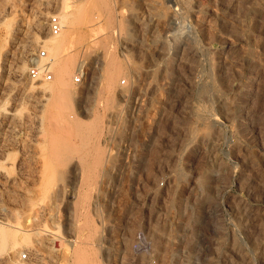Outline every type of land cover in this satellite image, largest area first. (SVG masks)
Returning <instances> with one entry per match:
<instances>
[{
    "label": "rangeland",
    "instance_id": "1",
    "mask_svg": "<svg viewBox=\"0 0 264 264\" xmlns=\"http://www.w3.org/2000/svg\"><path fill=\"white\" fill-rule=\"evenodd\" d=\"M49 57L71 67L65 90ZM2 148L34 172L30 202L0 222L4 264L29 262L20 238L47 264H264V231L249 238L241 218H264V0H0Z\"/></svg>",
    "mask_w": 264,
    "mask_h": 264
},
{
    "label": "bare ground",
    "instance_id": "2",
    "mask_svg": "<svg viewBox=\"0 0 264 264\" xmlns=\"http://www.w3.org/2000/svg\"><path fill=\"white\" fill-rule=\"evenodd\" d=\"M61 2H62V6H63V8L64 9H68V8H70L75 2H76V0H61ZM254 4V3H253ZM42 15H43V12L42 11H39L38 12V15H37V17H38V20L36 21V23H35V27L36 28H41V24H40V18L42 17ZM62 19V18H61ZM59 25H60V27L62 28V30L64 31V29L63 28H66V24H64V21L63 20H61L60 22H59ZM68 27V26H67ZM28 27H26L25 25H24V22H22V21H18V22H16L14 25H13V27H12V30L10 31V32H8V33H10L9 34V39H7L8 40V49L7 50H9V49H13L16 45L17 46H19L18 45V39H19V36H21V38H22V36H24V33H25V31H26V29H27ZM62 31V33H64ZM8 37V36H7ZM33 43V42H32ZM31 41L30 40H28V39H26L25 40V42H24V47L23 46H20V52H19V55L21 56V57H26V58H29V53H30V48H31ZM64 43V41H62V40H59V39H53L52 41H50V48L48 47L47 49H48V52H50V53H53L54 54V52H56V51H60V47L62 46V45H66V44H63ZM31 45V46H30ZM66 47V46H65ZM65 47H64V49H65ZM62 48V47H61ZM18 49H19V47H18ZM58 49V50H57ZM63 49V48H62ZM11 51V50H10ZM58 51V52H59ZM63 51V50H62ZM6 52L7 51H5L4 52V55H3V57H4V60H6ZM52 55V54H51ZM55 55V54H54ZM53 56V55H52ZM51 56V57H52ZM51 57H49L48 59H45V62L48 64V67L51 69H49L50 71H52V73L55 75V78H56V81H55V83H54V85H55V87H58L59 89H61V90H65L66 88H67V86H68V84H69V80H70V74H71V72H70V68L71 67H68V66H66L65 64L64 65H59L57 68H56V66L58 65L57 63L55 64V62L53 61V60H51L52 58ZM29 61L31 62V64L33 65L34 63H35V58H31V59H29ZM42 63V62H41ZM110 63H112V62H110ZM113 64V63H112ZM108 66H110V64L108 65ZM18 65H16L15 66V69H18ZM111 68H113L112 66L109 68L108 67V74L106 75L107 76V78H106V82L108 83V84H111L112 83V81H113V79H114V75L110 72V70L109 69H111ZM14 69V70H15ZM19 69H20V67H19ZM19 69H18V71L17 70H15L16 72H18L19 74H20V71H19ZM114 69V68H113ZM111 71H112V69H111ZM113 71H115V70H113ZM23 74V73H22ZM105 76V77H106ZM43 81V80H42ZM45 82V81H44ZM52 85H53V83H52ZM53 85V86H54ZM107 87H109V85L107 86ZM110 88H112V87H110ZM58 89V90H59ZM20 92V91H19ZM20 95H21V93H14V100H17L18 99V97H20ZM247 96V95H246ZM39 99V98H38ZM37 98H36V100H38ZM250 99V98H249ZM40 100V99H39ZM58 100H60V99H58ZM41 101V100H40ZM56 101V100H55ZM56 102H58V101H56ZM55 102V103H56ZM40 103V102H39ZM60 103L62 104V103H64V105L65 104H67V94L65 93V95L61 98V100H60ZM60 105V104H59ZM62 106V105H61ZM246 109V108H245ZM252 109V108H251ZM249 112H252V111H249ZM256 112V111H255ZM257 113V112H256ZM249 114H251V113H249ZM249 114H248V112H246L245 114H244V116L243 117H249ZM7 116L9 117V118H11L12 120H14V121H16V123H18L19 125H20V119L16 116V114L14 113V111L13 110H10L9 109V112L7 113ZM26 116L27 117H29V118H35V113L33 112V111H30V112H27L26 113ZM247 117V118H248ZM244 119V118H243ZM254 119V118H253ZM256 119H258V118H256ZM246 120V119H245ZM28 121V120H27ZM249 122V121H248ZM252 122V121H251ZM27 123V122H26ZM62 123V122H61ZM25 124V123H24ZM252 124V123H251ZM51 136V135H50ZM51 138H52V136H51ZM50 138V139H51ZM56 138V137H55ZM54 138V139H55ZM14 140H11L10 141V143L11 142H13ZM52 142L51 143H53V142H55L53 139L51 140ZM50 143V144H51ZM8 155H9V153L7 152V150H5V149H0V157L4 160V161H6V159L8 158L9 159V157H8ZM29 155L30 154H27V152H25V150L23 151V152H21L20 153V157L16 160V161H14L13 162V164H11L12 166L11 167H9V166H6L5 165V163H3L4 161H0V190L2 191L1 192V194L4 196H1V198H5V200H4V204H3V202H2V204L0 203V222L1 223H6V224H8L10 221L12 222V218L14 217V215H13V213L15 212V211H17V210H19L20 208H22V207H25L26 206V204L28 203H26V201H29V200H27V196H30L29 194V191H31L32 189L30 188V180L34 177V172H33V169L31 168V167H29V166H31V165H29L28 163H30V162H28V161H30V159H31V155H30V158H29ZM10 156V155H9ZM15 160V159H14ZM2 162V163H1ZM12 163V162H11ZM29 165V166H28ZM12 170V171H10V170ZM35 177H36V175H35ZM28 186H29V189H28ZM29 193V194H28ZM28 199H29V197H28ZM30 202V201H29ZM247 205V204H246ZM246 207V206H245ZM31 208H34V207H31ZM40 208V207H39ZM42 208V207H41ZM17 209V210H16ZM35 209H37V207L35 208ZM40 210H42V209H40ZM30 211H34L33 209H30ZM37 212H38V214L40 213L38 210H36ZM35 211V212H36ZM249 209L245 212H243L240 216H241V218H243V220H242V224H243V228H245L246 230H247V235H248V237L249 238H254V236H256V235H261V233H263V231H264V218H263V216L261 215H256V216H254V217H252V216H250V213H249ZM34 212V213H35ZM241 212V211H240ZM253 213V212H252ZM257 213V212H256ZM14 219V218H13ZM34 220V219H33ZM13 221H15V220H13ZM15 223H17V222H15ZM14 223V224H15ZM11 224V223H10ZM10 224H9V226H10ZM18 224V223H17ZM260 224V225H259ZM12 225V224H11ZM256 225L258 226L259 225V227H256ZM250 227H252L251 229H249ZM254 227H255V229H254ZM1 228V227H0ZM15 228V227H14ZM0 231H3V229L1 230L0 229ZM5 234L8 232V231H3ZM3 232H0V247H2L1 249H4L3 248V246L5 245V242H6V239L7 238H5V237H9V235H7V236H5V235H3L4 233ZM14 232V231H13ZM3 233V234H2ZM10 233H12V231H10ZM15 233V232H14ZM13 233V234H14ZM17 234V233H16ZM24 234V233H23ZM44 235V234H43ZM10 236H12V235H10ZM45 237H47V236H45ZM258 237H260V236H258ZM10 238V237H9ZM12 239H13V236L11 237ZM10 238V239H11ZM14 238H15V236H14ZM19 238V237H18ZM22 239H23V237H22ZM39 239V238H38ZM41 239V238H40ZM259 239V238H258ZM263 239H261V241H262ZM8 241V240H7ZM16 242V243H15ZM42 242H43V240H42ZM6 244H7V242H6ZM36 245L37 244H35L34 246H30V245H28V243L23 239V240H21V238L20 239H18V241L16 240H14V245L12 246V248H13V250H14V252L16 253L17 251L19 252V251H21V250H25V251H27L28 252V254H29V256H30V259H29V262L28 263H23V262H21V260H19L18 261V264H47L46 263V261H44L42 258H43V256H42V254H40L39 253V250H38V248L36 247ZM8 246V245H7ZM234 252V251H233ZM235 253V252H234ZM45 255V254H44ZM235 255L237 256V250H236V253H235ZM45 257V256H44ZM44 259H46V258H44ZM242 261V260H241ZM248 261V260H247ZM244 262V261H243ZM5 263V261H4V259L3 258H1L0 257V264H4ZM234 264H236L235 262H234ZM243 264V263H242ZM245 264V263H244Z\"/></svg>",
    "mask_w": 264,
    "mask_h": 264
},
{
    "label": "built area",
    "instance_id": "3",
    "mask_svg": "<svg viewBox=\"0 0 264 264\" xmlns=\"http://www.w3.org/2000/svg\"><path fill=\"white\" fill-rule=\"evenodd\" d=\"M48 28L50 30V32L52 34H56L59 31L60 25H59V21L55 16H50L48 18ZM44 51L40 50L38 52V58L44 57ZM36 62V61H35ZM29 75H31V77H37L40 76L43 80H50L51 75L49 73V71L47 70V65L46 63L41 64V65H36L34 63V66H32L29 70ZM81 72H82V67L79 69L78 72H76L72 78V80L74 81V83H79L80 79H81ZM20 257L21 258H25L26 257V253L25 252H21L20 253Z\"/></svg>",
    "mask_w": 264,
    "mask_h": 264
}]
</instances>
